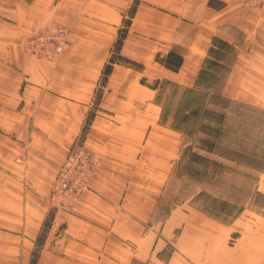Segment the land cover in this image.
I'll list each match as a JSON object with an SVG mask.
<instances>
[{
    "label": "crops",
    "instance_id": "0c3cea01",
    "mask_svg": "<svg viewBox=\"0 0 264 264\" xmlns=\"http://www.w3.org/2000/svg\"><path fill=\"white\" fill-rule=\"evenodd\" d=\"M237 5L235 0H0V16L18 21L19 39L54 25L71 30L58 62L20 55L14 66L34 62L30 78L24 73L28 87L17 90L16 102L10 95L1 98L3 114L12 118L13 106L20 123L16 136L0 125V264H264V235L230 241L217 235V220L197 210L188 218L180 207L163 221L155 217L180 140L175 129L160 124L157 93L141 77L192 86L209 62L214 39L233 42L230 26H253L259 37L238 48L221 92L256 103L261 96L256 68L264 61L253 53L264 50L257 40L264 42V14L235 11ZM126 20L120 54L143 69L113 62L100 109L90 118L94 74L114 52ZM4 46L10 52V44ZM15 50L22 54L20 45ZM171 52L181 57L178 70L160 61ZM80 135L97 166L90 188L65 209L51 187ZM17 154L24 155V163L15 160Z\"/></svg>",
    "mask_w": 264,
    "mask_h": 264
},
{
    "label": "rangeland",
    "instance_id": "374dc122",
    "mask_svg": "<svg viewBox=\"0 0 264 264\" xmlns=\"http://www.w3.org/2000/svg\"><path fill=\"white\" fill-rule=\"evenodd\" d=\"M235 1L238 3L235 11H260L264 14L258 6H247L241 0ZM56 26L67 30V42L59 54L50 57L25 49L29 39L47 33ZM19 29L18 21L9 19L7 14L0 16V103L1 98L8 95L16 102L17 90L21 92L23 87H28L25 86L29 81L24 78V73L30 78L29 72L34 70V62L28 65L30 67L14 66L19 65L20 55H25V60L29 59L26 58L28 56L55 63L62 59L70 43L71 30L63 25H54L39 33L32 32L20 39ZM228 29L227 33L233 42L214 39L209 62L200 71L194 85L186 86L168 79L150 80L148 83L145 75L141 81L157 93L154 100L161 108L160 124L175 129L180 140L179 153L162 190L156 219L163 221L169 211L176 207L182 208L188 218H194V210H197L203 218L219 222L217 235L235 241L243 235H264V174H261L264 168V64L256 68L261 86V96L256 103L224 97L221 88L230 66L239 54L238 48H242L248 38L254 42L259 37L253 26H230ZM257 40L264 47V42L260 38ZM7 43L11 46L10 52L4 46ZM17 45H20L22 54L15 50ZM253 55L264 61V50ZM110 57L111 53L108 52L100 71L94 74L98 81L90 106V118L100 109L99 99L105 90L103 78ZM218 59H222V62ZM130 61L139 70L143 69L141 63ZM10 63L12 65L9 66ZM11 108L12 118L5 116L0 108V125L12 128L11 135L16 136L19 134L16 126L20 121L15 119L13 106ZM78 145H83L96 161L93 152L83 144L81 135L75 139L66 158ZM23 147L26 151L31 149L29 141ZM23 156L17 154L15 160L24 163ZM65 160L57 167V173ZM256 190L261 194L255 197ZM175 234H178V229Z\"/></svg>",
    "mask_w": 264,
    "mask_h": 264
},
{
    "label": "built area",
    "instance_id": "2783aa9c",
    "mask_svg": "<svg viewBox=\"0 0 264 264\" xmlns=\"http://www.w3.org/2000/svg\"><path fill=\"white\" fill-rule=\"evenodd\" d=\"M247 6H258L264 13V0H241ZM67 42V30L56 26L47 33L35 35L27 42L25 49L47 56L59 54ZM96 170V161L91 153L78 145L69 153L58 170L52 187V197L58 199L65 209L72 208L80 196L90 188Z\"/></svg>",
    "mask_w": 264,
    "mask_h": 264
},
{
    "label": "trees",
    "instance_id": "16d2710c",
    "mask_svg": "<svg viewBox=\"0 0 264 264\" xmlns=\"http://www.w3.org/2000/svg\"><path fill=\"white\" fill-rule=\"evenodd\" d=\"M130 20H126L124 23H125V27L122 28L120 30V34L115 42V46H114V52L112 53L111 57H110V62L107 64L106 66V69H105V73H104V78H103V83L106 81L108 75L110 74L111 72V69H112V63L115 62V61H121L123 63H126V64H133L132 61H130L129 59L123 57L121 54H120V47H121V44H122V41H123V38L125 36V33H126V26H128ZM164 65H166L167 67H169L170 69L172 70H178L180 64H181V57H179L177 54L171 52L168 54L167 58L166 59H161L160 60ZM89 120V119H88ZM255 197L256 195L258 194H261L258 190L255 191L254 193ZM249 196H252L249 195ZM35 260V258H34Z\"/></svg>",
    "mask_w": 264,
    "mask_h": 264
}]
</instances>
